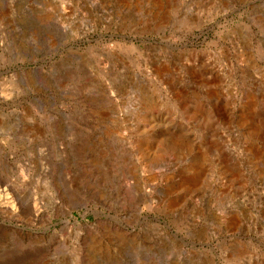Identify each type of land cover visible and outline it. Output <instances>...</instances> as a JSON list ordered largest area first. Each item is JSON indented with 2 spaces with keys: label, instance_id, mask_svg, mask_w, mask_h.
<instances>
[{
  "label": "rangeland",
  "instance_id": "374dc122",
  "mask_svg": "<svg viewBox=\"0 0 264 264\" xmlns=\"http://www.w3.org/2000/svg\"><path fill=\"white\" fill-rule=\"evenodd\" d=\"M0 264H264V0H0Z\"/></svg>",
  "mask_w": 264,
  "mask_h": 264
}]
</instances>
